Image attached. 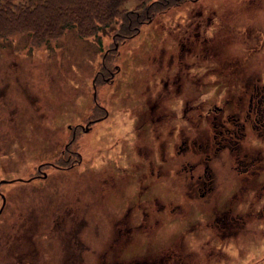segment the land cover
<instances>
[{"label":"rangeland","instance_id":"rangeland-1","mask_svg":"<svg viewBox=\"0 0 264 264\" xmlns=\"http://www.w3.org/2000/svg\"><path fill=\"white\" fill-rule=\"evenodd\" d=\"M111 21L98 40L71 27L0 41V264L7 226L58 264L67 232L52 256L45 242L69 208L80 264H264V134L246 119L264 95V0H178L129 37ZM233 123L234 164L216 147ZM66 141L73 164L56 169Z\"/></svg>","mask_w":264,"mask_h":264},{"label":"trees","instance_id":"trees-1","mask_svg":"<svg viewBox=\"0 0 264 264\" xmlns=\"http://www.w3.org/2000/svg\"><path fill=\"white\" fill-rule=\"evenodd\" d=\"M137 1L139 2L137 8L132 10L124 8L121 12L119 10L120 0H34L32 3L28 0H0V41L5 40L10 34L24 32L30 40L37 39L38 43H46L71 27L79 36H90L98 40L101 30L108 29L107 26L112 22L111 20L118 21V26L115 27L116 31L112 32L119 33V35L125 34L129 37L133 35L130 25L150 21L151 15L162 12L178 0ZM110 9L119 13H110ZM93 10L95 15L92 14ZM53 15L56 16L57 29L55 32L47 29L49 18ZM192 53L194 52L192 51ZM103 62L105 61L103 60ZM254 98L246 119H248L247 124L252 125V130H250L260 138L264 134V95L256 93ZM210 123L213 132L215 128L213 120ZM221 123L224 126L226 124L224 121ZM231 126V131H227V134L224 135L225 137L230 136L228 140L219 139L216 147H225L229 153H233L231 157L234 164V161L237 162L238 159V156H235L238 151L237 142L244 133L240 125L233 123ZM246 164H243L242 170H248V164ZM204 174H206L203 180L205 186L206 183H210V174L208 172H204ZM137 237L134 238L137 240Z\"/></svg>","mask_w":264,"mask_h":264},{"label":"flooded vegetation","instance_id":"flooded-vegetation-1","mask_svg":"<svg viewBox=\"0 0 264 264\" xmlns=\"http://www.w3.org/2000/svg\"><path fill=\"white\" fill-rule=\"evenodd\" d=\"M181 45L183 46V43H181ZM103 60L104 57L100 58V62H103ZM97 73L98 74H93L90 79L92 100L94 97L93 94L95 87V78L97 77L99 81H102L104 83L111 79V71L107 70L106 68L104 70L98 69ZM173 82H175V79L173 80ZM177 87H179V84H177ZM93 107H95V105H93ZM77 132H81V126L79 125L72 127V129L69 131L68 138L75 139ZM74 143L75 142H73V144ZM68 144L69 141L63 142L59 150L60 154L58 159L61 157V153H64V151L67 155L61 161V163L54 165L56 169H66L73 164V162L67 158H70L72 154L75 155V152L71 151L70 148L67 147ZM72 214L73 209L69 208L64 209V211H62V214L55 215L54 217L50 218V233H53V236L47 238V241L45 242V245L49 246V253L44 254L43 257L52 256L51 242H57L58 239L62 240L64 231L67 232L66 240L63 241L59 247L61 254L59 255L58 264H80V262H82L79 250L83 248L81 245H79V241L74 237V235H72ZM25 223L31 225L36 224L37 221L36 219H34L33 221H19L20 225H24ZM59 225L61 226L58 227ZM59 228L62 229V232L57 231V229ZM25 229L30 230V227H25ZM3 230L4 240L1 255L2 264H42V253L36 248V239L33 237V234H29L27 237L21 236L22 233H15L13 235H10L8 226L6 228H3Z\"/></svg>","mask_w":264,"mask_h":264},{"label":"water","instance_id":"water-1","mask_svg":"<svg viewBox=\"0 0 264 264\" xmlns=\"http://www.w3.org/2000/svg\"><path fill=\"white\" fill-rule=\"evenodd\" d=\"M0 199H1V203H0V209H1V207L3 205V196L1 194H0Z\"/></svg>","mask_w":264,"mask_h":264}]
</instances>
